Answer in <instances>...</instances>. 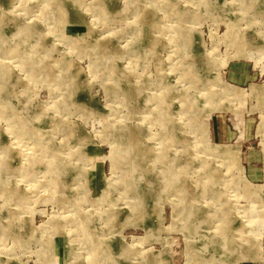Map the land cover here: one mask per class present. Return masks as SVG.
I'll return each instance as SVG.
<instances>
[{
  "label": "rangeland",
  "instance_id": "1",
  "mask_svg": "<svg viewBox=\"0 0 264 264\" xmlns=\"http://www.w3.org/2000/svg\"><path fill=\"white\" fill-rule=\"evenodd\" d=\"M0 37V264H264V0H0Z\"/></svg>",
  "mask_w": 264,
  "mask_h": 264
},
{
  "label": "bare ground",
  "instance_id": "2",
  "mask_svg": "<svg viewBox=\"0 0 264 264\" xmlns=\"http://www.w3.org/2000/svg\"><path fill=\"white\" fill-rule=\"evenodd\" d=\"M29 28V27H28ZM37 30V29H36ZM35 30V31H36ZM0 39H1V37H0ZM16 47V46H15ZM2 48V47H1ZM13 48V47H12ZM18 49V48H17ZM10 52V51H9ZM52 71V70H51ZM111 71V70H110ZM187 72V71H186ZM190 72V71H189ZM48 74V73H47ZM206 83V82H205ZM125 88H126V86H124ZM74 91V90H73ZM193 101V100H192ZM192 103V102H191ZM188 111V110H187ZM175 130V129H174ZM175 133V132H174ZM175 137V136H174ZM174 143V142H173ZM172 143V144H173ZM132 144V143H131ZM130 144V145H131ZM132 146V145H131ZM173 146V145H172ZM142 154V153H141ZM152 154V153H151ZM62 156V155H61ZM138 156V155H137ZM142 156V155H141ZM145 156H146V154H145ZM183 157V156H182ZM134 159H136V158H134ZM175 159V158H174ZM130 160V159H129ZM135 161V160H134ZM195 161V160H194ZM188 162V161H187ZM185 163V162H184ZM73 167V166H72ZM148 170V169H147ZM150 170V169H149ZM212 170V169H211ZM169 172V171H168ZM187 172V171H186ZM214 172V171H213ZM151 173V172H150ZM149 175V174H148ZM138 176V175H137ZM132 180V179H131ZM142 180V179H141ZM126 186V185H125ZM16 187V186H15ZM175 187V186H174ZM138 188V187H137ZM130 189V188H129ZM135 189V188H134ZM172 189V188H171ZM154 190V189H153ZM131 192V191H130ZM144 193V192H143ZM153 194V193H152ZM165 194V193H164ZM148 196V195H147ZM262 196V195H261ZM145 201V200H144ZM138 204H140V203H138ZM183 219V218H182ZM182 219H180V220H182ZM140 220V219H139ZM254 220V219H253ZM141 221V220H140ZM151 224V223H150ZM225 225H226V222H225ZM229 227V226H228ZM240 228V227H239ZM230 231V230H229ZM233 241V240H232ZM224 242V241H223ZM226 242V241H225ZM215 254V253H214ZM214 256V255H213ZM150 258V257H149ZM148 259V258H147ZM152 259V258H151ZM143 260V259H142Z\"/></svg>",
  "mask_w": 264,
  "mask_h": 264
}]
</instances>
